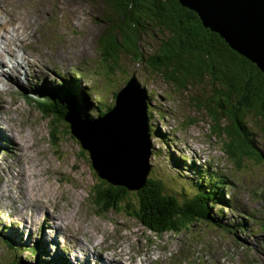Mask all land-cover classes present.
Returning <instances> with one entry per match:
<instances>
[{"label": "rangeland", "instance_id": "1", "mask_svg": "<svg viewBox=\"0 0 264 264\" xmlns=\"http://www.w3.org/2000/svg\"><path fill=\"white\" fill-rule=\"evenodd\" d=\"M95 16L96 11L88 0H0V222L5 225L3 234L15 239V248L22 247L17 237L24 236L29 244L39 242L37 246L49 249H41V253L48 254L47 262L54 258L57 248H62L64 252L59 255L76 254L87 264H106L110 258L121 256L123 264H263L262 242L257 240L263 234L251 235L260 222L264 223V162L247 158L241 166L232 164L224 157L219 140L209 137V122L192 101L201 96L174 91L155 74L125 59L121 71L111 75L109 84H94L85 77L102 73L97 69L100 57L95 41L100 25L95 22ZM133 74L149 95L150 177L162 181L167 192L183 190L190 195L192 182L199 180V175L190 172L193 161L199 173L203 164L211 163L215 172L230 180V185L223 189L229 206L221 209L214 206L212 211H222L219 221L230 226L233 233L200 225L188 233H165L156 237L125 214L123 205L120 210L100 214L90 193L100 179L90 166L88 153L70 134L65 135L68 124L64 121L56 133L57 139L52 141L50 127L54 118L41 115L34 103L23 97L31 94L33 99L38 85L46 90L57 83H69L75 89H86L92 97L96 104L91 110L94 119L98 108L102 111L103 106L114 103L113 95ZM254 128L259 132L258 148L264 154V130ZM159 134L161 138L157 137ZM16 145L21 146L20 151ZM169 152L171 159L180 154L187 157L186 167L175 169L173 161L165 158ZM180 172L190 181L184 182ZM176 176L180 182H176ZM40 183L47 185L43 187L46 196L39 192L38 198L35 190ZM135 198L131 195L130 200L137 206ZM38 201L45 202L48 215L41 216L31 228L27 217H36ZM27 203L32 205L25 209L23 204ZM247 211L255 218L246 217ZM68 215L74 218L70 220ZM20 218L24 223L18 224ZM241 219L253 233L232 229L238 222L243 223ZM41 223L51 229L48 236L43 233L44 239L38 229ZM71 225L79 228L71 230ZM18 230H23L24 235ZM94 240L98 244H93ZM2 243L0 264H10L18 254ZM29 247L36 251V245ZM22 251L27 259L35 261L32 252ZM86 253L91 256H84ZM102 259L106 263H101Z\"/></svg>", "mask_w": 264, "mask_h": 264}, {"label": "trees", "instance_id": "2", "mask_svg": "<svg viewBox=\"0 0 264 264\" xmlns=\"http://www.w3.org/2000/svg\"><path fill=\"white\" fill-rule=\"evenodd\" d=\"M88 1L97 14L94 20L100 25L95 43L100 57L97 69L102 73L98 72L100 76L93 80L94 84H109L111 75L121 71L125 59L155 74L174 91L201 96L192 101L209 122V137L219 140L224 157L232 164L241 166L247 158L264 162L256 140L259 132L254 128L264 130V74L254 64L231 50L216 33L204 28L198 16L177 0ZM91 99L86 89H75L69 83H62L49 93L39 92L36 108L44 117L54 118L50 127L52 141L57 139L56 133L68 113H78L87 120L93 117L91 110L96 104ZM112 106H103L102 111L98 108L97 116ZM66 128L64 133L69 136V126ZM161 135L156 136L161 138ZM166 143L174 146L172 142ZM170 155L169 152L165 158L170 160ZM187 159L174 155L171 160L174 168L181 170L186 167ZM190 168L192 174L199 175V180L190 182V195L183 190L167 192L162 181L150 177L151 173L137 191L129 192L100 180L90 193L100 214L120 210L123 205L125 214L136 219L151 236L188 233L200 225L231 233V228L219 221L222 211H212L214 206L221 209L229 204L223 189L230 185V180L215 172L211 163L203 165L200 173L195 164ZM180 176L184 182L190 181L183 177V172ZM175 180L180 182V177L176 176ZM131 195L136 197L137 206L130 200ZM246 213V217L255 218L251 212ZM241 220L243 223L238 222L232 229L249 231L246 221ZM260 232L264 235L263 222L256 230ZM262 237L260 242L264 246ZM10 249L17 255L13 247ZM10 264L45 263L38 256L33 262L18 252V258Z\"/></svg>", "mask_w": 264, "mask_h": 264}, {"label": "water", "instance_id": "3", "mask_svg": "<svg viewBox=\"0 0 264 264\" xmlns=\"http://www.w3.org/2000/svg\"><path fill=\"white\" fill-rule=\"evenodd\" d=\"M177 1L264 74V0ZM147 109L146 88L133 74L103 116L87 120L68 113L63 117L100 180L129 192L145 183L151 170Z\"/></svg>", "mask_w": 264, "mask_h": 264}, {"label": "bare ground", "instance_id": "4", "mask_svg": "<svg viewBox=\"0 0 264 264\" xmlns=\"http://www.w3.org/2000/svg\"><path fill=\"white\" fill-rule=\"evenodd\" d=\"M18 143V142H17ZM17 146V150L18 151H20L21 150V146H19V145H16ZM16 148V147H15ZM14 148V149H15ZM205 174V173H204ZM20 176V175H19ZM52 184V183H51ZM37 186V185H36ZM45 186H47V185H44V184H42V183H40L39 184V186H38V190H35V192H36V194H37V196H38V198L41 196V194L39 193V192H41L42 193V195H44V196H46L45 195V190L43 189V187H45ZM49 186H51V185H49ZM34 187H35V185H34ZM53 187V186H52ZM52 191H54V188H53V190ZM56 193V192H55ZM54 193V194H55ZM53 196V195H52ZM32 199V198H31ZM23 200V199H22ZM38 202H40V203H37L39 206V208L37 209L36 208V217H34V218H30L29 216L27 217V219H28V223L31 225V228H33L34 227V225L38 222V220H39V218L41 217V216H47L48 214H47V208L44 206V204H45V202L43 201V202H41V201H38ZM35 203V202H34ZM28 204V203H27ZM36 204V205H37ZM24 205V207L25 208H29V207H31V205L30 204H28V205H26V204H23ZM5 209V208H4ZM49 213V212H48ZM27 216V215H26ZM53 216V215H52ZM33 217V216H32ZM62 217V216H61ZM68 217H69V219L70 220H72L74 217L73 216H71V215H68ZM54 218V217H53ZM14 219V218H13ZM47 220H49V219H47ZM60 220H61V218H60ZM76 220V219H75ZM48 222V221H47ZM26 223V222H25ZM63 223V222H62ZM49 225V224H48ZM59 225V224H58ZM243 226V225H242ZM53 227V226H52ZM62 228V227H61ZM70 228H71V230H72V228H79V226L77 225H74V226H70ZM63 229V228H62ZM51 229L49 228V226H46V231H44L43 233H44V235H46V236H48L47 235V233L48 232H51L50 231ZM69 230V229H68ZM42 229H41V233H42ZM84 233V232H83ZM20 234H22V235H24V233H20ZM49 234V233H48ZM66 234V233H65ZM70 234V233H69ZM51 235V234H50ZM50 237H53V236H50ZM73 237V236H72ZM42 238L44 239V236H43V234H42ZM76 239V238H75ZM80 239V238H79ZM88 241H89V239H88ZM83 242V241H82ZM71 244V243H70ZM79 244V243H78ZM93 244H98L97 243V241H95L94 240V243ZM89 247V246H88ZM59 250V249H58ZM94 250V249H93ZM61 253V252H60ZM123 254V253H122ZM126 255V254H125ZM67 256H69L71 259H72V257L70 256V253H69V255L67 254ZM67 256H64V255H60V257L62 258V259H67ZM68 257V258H69ZM118 257V256H117ZM122 257L123 256H121V258L119 257L118 259H114V258H110V260L108 261V263H106V264H123L122 262H121V259H122ZM129 259V258H128ZM127 259V260H128ZM114 260V261H113ZM123 260V259H122ZM113 261V262H112ZM263 261V260H262ZM143 264V263H142Z\"/></svg>", "mask_w": 264, "mask_h": 264}]
</instances>
